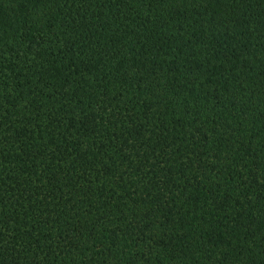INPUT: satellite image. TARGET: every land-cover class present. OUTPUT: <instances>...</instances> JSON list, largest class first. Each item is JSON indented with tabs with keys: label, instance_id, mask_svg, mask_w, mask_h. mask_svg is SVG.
I'll return each mask as SVG.
<instances>
[{
	"label": "trees",
	"instance_id": "1",
	"mask_svg": "<svg viewBox=\"0 0 264 264\" xmlns=\"http://www.w3.org/2000/svg\"><path fill=\"white\" fill-rule=\"evenodd\" d=\"M0 264H264V0H0Z\"/></svg>",
	"mask_w": 264,
	"mask_h": 264
}]
</instances>
